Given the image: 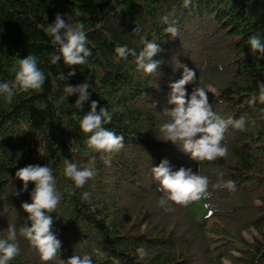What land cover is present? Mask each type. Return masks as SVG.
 I'll return each instance as SVG.
<instances>
[{"label":"trees","instance_id":"16d2710c","mask_svg":"<svg viewBox=\"0 0 264 264\" xmlns=\"http://www.w3.org/2000/svg\"><path fill=\"white\" fill-rule=\"evenodd\" d=\"M56 13L84 23L91 50L85 64L49 63L54 49L43 28ZM163 17L174 23L177 37L164 32ZM253 34L264 39V0H189L187 6L183 0H0V80H11L17 57L29 53L45 73L39 91L20 92L11 102L0 98V236L15 225L20 248L9 264H59L58 257L84 252L94 264H264V104L249 103L257 82H264V58L250 53ZM142 37L161 49L153 57L160 60L158 75L138 72L131 57L113 59L117 45L139 51ZM178 63L195 72L215 113L245 121L243 131L226 129L223 157L193 161L157 138L167 119L162 110L172 107L167 85L180 77L182 69L173 70ZM70 69L75 74L61 81L58 75ZM82 82L97 110L112 111L105 127L124 137L107 165L87 149L78 126L87 102L76 109L77 94L62 99L64 85ZM65 158L94 161L95 174L83 187L64 177ZM161 158L208 178L200 200L169 202L168 211L158 205L164 194L150 169ZM28 164H47L62 193L50 213L61 249L48 262L19 235L27 215L20 205L29 195L19 192L14 173Z\"/></svg>","mask_w":264,"mask_h":264},{"label":"clouds","instance_id":"9594fccd","mask_svg":"<svg viewBox=\"0 0 264 264\" xmlns=\"http://www.w3.org/2000/svg\"><path fill=\"white\" fill-rule=\"evenodd\" d=\"M183 3L187 6L189 0H183ZM162 19L167 25L164 32L172 38L177 37L174 23H169L168 17ZM43 31L54 49L49 54L50 64L55 65L60 60L67 66L85 64L91 50L87 47V35L82 21H73L71 15L56 13L53 21L47 23ZM133 31L138 32L139 29L136 27ZM141 39L143 46L139 51L127 45L115 46L113 59L119 62L131 57L138 72L158 75L160 60L153 57L161 49L155 40L143 37ZM247 43L250 53H253L257 60L264 58V39L253 34L248 37ZM177 67L182 69L180 77L174 81L170 80L167 85L169 91L166 103L172 107L162 110L167 119L159 125L157 138L177 145L193 161H212L217 157H223L227 148L221 141L226 129L231 127L243 131L244 119L223 118L215 113L209 102L208 92L197 82L195 72L179 63L173 70ZM11 72L13 74L11 80H0V98L6 102H11L20 92L39 91L45 80V73L38 66V58L30 53L24 57H17ZM74 74V70L70 69L67 76L60 73L58 78L62 81ZM185 85H191L190 90L186 89ZM256 87L257 92L249 103L264 104V82L258 81ZM88 88L86 82L64 85L63 91L66 95L62 99L73 93L77 94L73 104L76 109H81L87 102V111L77 117L78 126L82 133L87 134L85 139L87 149L100 153L103 163L107 165L110 163V154L118 152L123 147L124 137L105 127L112 119V111L105 106H100L97 110V101L90 100ZM153 105L155 107V104ZM150 172L152 179L157 182L158 191L164 194L158 200V205L165 211L170 210L169 202L187 205L191 201L200 200L206 193L208 178L197 171L193 172L191 167H175L167 158H161L158 164L151 166ZM94 174L92 159H89L86 165L67 158L63 160V175L72 181L75 188L83 187ZM14 175L22 182L19 192L28 191L29 195V200L22 201L20 205L27 215L23 217L24 223L19 228V235L38 252L42 262L51 261L57 257L61 249V241L53 230L54 219L50 215L62 198L53 171L47 164H28L18 168ZM29 182H32L30 190ZM226 186L229 189L234 187L232 181H227ZM88 195L84 192L82 198L87 199ZM135 251L141 258L146 255L143 246L137 247ZM19 252L17 228L10 224L6 233L0 236V264H9ZM58 261L59 264H94L92 254L88 252L71 255L65 260L58 257Z\"/></svg>","mask_w":264,"mask_h":264}]
</instances>
